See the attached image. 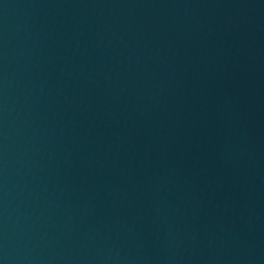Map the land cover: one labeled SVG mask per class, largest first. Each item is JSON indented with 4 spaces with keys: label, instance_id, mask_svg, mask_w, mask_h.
<instances>
[{
    "label": "water",
    "instance_id": "obj_1",
    "mask_svg": "<svg viewBox=\"0 0 264 264\" xmlns=\"http://www.w3.org/2000/svg\"><path fill=\"white\" fill-rule=\"evenodd\" d=\"M0 264H264V0H0Z\"/></svg>",
    "mask_w": 264,
    "mask_h": 264
}]
</instances>
